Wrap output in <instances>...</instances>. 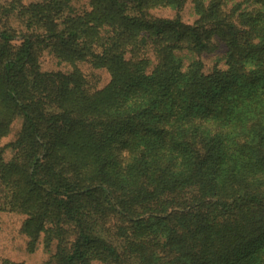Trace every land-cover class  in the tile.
Returning a JSON list of instances; mask_svg holds the SVG:
<instances>
[{"label":"trees","instance_id":"obj_1","mask_svg":"<svg viewBox=\"0 0 264 264\" xmlns=\"http://www.w3.org/2000/svg\"><path fill=\"white\" fill-rule=\"evenodd\" d=\"M70 1L0 3V212L27 253L264 264V0ZM219 45L224 68L184 67Z\"/></svg>","mask_w":264,"mask_h":264},{"label":"rangeland","instance_id":"obj_2","mask_svg":"<svg viewBox=\"0 0 264 264\" xmlns=\"http://www.w3.org/2000/svg\"><path fill=\"white\" fill-rule=\"evenodd\" d=\"M10 0H0V3H5ZM23 5H27L32 2H37L40 0H21ZM208 1V0H206ZM224 6L227 10H230L235 4L240 2V0H224ZM71 6L75 11L79 12L84 9H87L89 0H71ZM186 8L182 13V20L186 24H192L196 17L192 12L191 4H186ZM262 10L263 7H262ZM154 17L159 18H173L175 16L174 10L170 8H159L154 9L150 12ZM225 48L223 45H219L217 50L210 55H201L200 57H193L191 55L182 56V62L184 67L189 64V61L194 59H199L203 64V69L205 73H209L214 66L216 68H224L223 64V55ZM41 69L44 71H66L68 66L59 65L51 55L44 52L40 57ZM83 69V72L89 73L87 66L80 64L79 66ZM101 84L105 83L106 76L100 74ZM20 125L19 120H15L11 127L10 134L1 141V144L4 146L9 142L13 141L15 134L18 131ZM10 158V152L5 150V159ZM24 217L19 214L0 212V262L2 260H9L13 262H20L23 264H44L47 262L49 254L43 250L42 245H37V248L32 253H27L25 249V238L19 233V229ZM53 251V249H52Z\"/></svg>","mask_w":264,"mask_h":264}]
</instances>
